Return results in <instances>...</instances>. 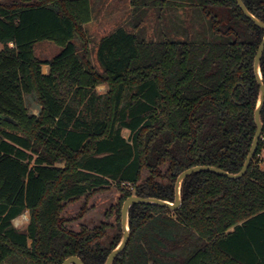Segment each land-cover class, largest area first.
<instances>
[{
	"label": "trees",
	"instance_id": "trees-1",
	"mask_svg": "<svg viewBox=\"0 0 264 264\" xmlns=\"http://www.w3.org/2000/svg\"><path fill=\"white\" fill-rule=\"evenodd\" d=\"M243 1L264 21V0ZM91 3L0 0V264H62L73 255L104 264L121 237L106 245L103 225L69 229L68 201L112 184L124 201L133 194L173 201L182 171L238 172L251 148L264 30L236 0H130L143 14L134 27L152 9L157 35L119 27L102 37L104 74L76 42H86ZM43 41L61 52L40 59ZM261 69L264 76V53ZM29 95L39 115L29 111ZM261 114L264 122V105ZM263 147L261 138L239 179L209 171L185 178L177 210L132 205L131 237L113 264H264ZM26 211L27 226L15 227Z\"/></svg>",
	"mask_w": 264,
	"mask_h": 264
},
{
	"label": "rangeland",
	"instance_id": "rangeland-1",
	"mask_svg": "<svg viewBox=\"0 0 264 264\" xmlns=\"http://www.w3.org/2000/svg\"><path fill=\"white\" fill-rule=\"evenodd\" d=\"M91 8L93 18L90 22L84 25V31L86 35V42L78 39L76 42L79 48V54L85 55L90 64L104 74V70L100 66L97 59V48L102 37L110 35L119 27H125L128 30L137 32L142 37H155L157 35V16L154 10L150 9L147 12V16L144 17L143 23L134 27L135 23L142 19L143 14L139 11H135L130 4V0H91ZM161 12H159V15ZM171 15V14H170ZM162 16V15H161ZM163 21V19H162ZM162 23V22H161ZM164 32V31H163ZM162 32V37L164 33ZM168 38L169 35H168ZM3 46L0 44V50ZM62 47L53 41H43L36 46V55L40 59L51 60L54 56L59 54ZM42 70L44 73L49 71L48 65H43ZM108 89L106 84H101L97 87L100 93L106 92ZM26 103L29 111L39 115L40 104L36 97L29 95L26 96ZM126 136L129 135L128 130L124 131ZM261 138L264 142V134L262 132ZM258 160L264 161V147L261 154L257 156ZM260 164V167L264 169V162ZM65 166V163H59ZM168 165H163L162 170L166 172ZM149 173L147 170L143 171L142 177L145 179ZM123 192L117 187L116 184H112L110 187L97 190L89 196H83L79 199L68 201L62 213L68 221L66 226L73 231H80L82 225H88L91 228L103 225L106 229L107 235L101 239L103 244L108 245L112 237L118 235L122 238V205L124 199H122ZM86 207V214L80 216V212ZM30 221V212L26 211L22 215L13 220L15 227L22 229L25 228Z\"/></svg>",
	"mask_w": 264,
	"mask_h": 264
},
{
	"label": "water",
	"instance_id": "water-1",
	"mask_svg": "<svg viewBox=\"0 0 264 264\" xmlns=\"http://www.w3.org/2000/svg\"><path fill=\"white\" fill-rule=\"evenodd\" d=\"M236 2L238 3L239 7L242 9L244 14L249 19H251L256 25H258L264 30V21L261 20L259 17H257L254 13H252L248 9V7L246 6L243 0H236ZM263 53H264V36L259 45V48L256 52V56L254 59V72H255L257 82L260 86V91H259V95H258L256 104H255V111H254V120H255L257 129H256V133H255L251 148L246 157L243 167L238 172H230L220 167L212 166V165H197V166L190 167L182 171L178 175L176 182H175V198L173 201L165 200V199H161L157 197H141V196H138L137 194H133L129 196L124 201L122 205V210H121V213H122L121 224H122L123 236L120 242L118 243V245L110 252L104 264H113L116 256L124 250L127 243L129 242V239L131 237L129 211H130L131 206L134 205L135 203L157 204L160 206L167 207L171 210H177L182 204V195H181L182 183L184 179L190 176L191 174L202 172V171H209V172L217 173L222 176H226L231 179H239L247 173L254 159V156L257 152V148L259 146L260 139H261L262 132H263V127H264V122H263V118L261 114L262 108L264 105V76H263V72L261 69V58L263 56ZM62 264H85V263L79 256L73 255V256L66 258Z\"/></svg>",
	"mask_w": 264,
	"mask_h": 264
},
{
	"label": "flooded vegetation",
	"instance_id": "flooded-vegetation-1",
	"mask_svg": "<svg viewBox=\"0 0 264 264\" xmlns=\"http://www.w3.org/2000/svg\"><path fill=\"white\" fill-rule=\"evenodd\" d=\"M164 165H166V164H164ZM166 172H167V170H166ZM166 172H163V173H166ZM148 176H149V175H148ZM86 226L89 227L88 225H86ZM89 228L92 229L91 227H89ZM94 228H95V227H94ZM78 232H79V231H78ZM106 235H107V233H106ZM106 235H105V236H106ZM105 236H104V237H105Z\"/></svg>",
	"mask_w": 264,
	"mask_h": 264
}]
</instances>
